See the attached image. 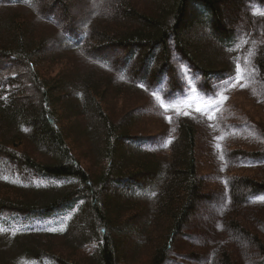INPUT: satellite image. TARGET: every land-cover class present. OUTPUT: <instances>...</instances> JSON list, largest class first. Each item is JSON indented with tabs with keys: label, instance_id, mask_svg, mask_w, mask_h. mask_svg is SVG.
Returning <instances> with one entry per match:
<instances>
[{
	"label": "trees",
	"instance_id": "1",
	"mask_svg": "<svg viewBox=\"0 0 264 264\" xmlns=\"http://www.w3.org/2000/svg\"><path fill=\"white\" fill-rule=\"evenodd\" d=\"M3 1L0 264H167L176 239L213 198L204 191L197 121L194 110H188L192 100L213 97L215 85L232 78L264 94V21L257 11L264 0H115L126 30L120 32L117 20L110 31L95 14L97 23L93 17L87 28L77 30L54 21L78 55L64 56L67 71L48 75L45 69L61 53L50 39H39L35 23L6 8L25 7L27 0ZM42 1L45 7L48 2ZM59 2L66 7L65 0ZM203 28L209 32L205 39L214 41H200L197 32ZM113 50L124 59L107 70L115 77L103 84L95 66ZM175 57L185 62L187 86L179 83ZM76 58L84 62L79 65ZM118 70H130V77L122 81ZM193 76L201 79L199 86ZM139 93L156 100L171 130L136 133L133 110ZM118 98L129 104L120 114L114 104ZM39 155L47 161L38 160ZM224 156L216 174L223 188L217 192L227 201L225 237L210 264H244L245 258L264 264V175L225 169L237 161L241 168L264 165V150ZM64 213L68 216L56 223L42 221ZM248 248L257 258L247 255Z\"/></svg>",
	"mask_w": 264,
	"mask_h": 264
},
{
	"label": "rangeland",
	"instance_id": "2",
	"mask_svg": "<svg viewBox=\"0 0 264 264\" xmlns=\"http://www.w3.org/2000/svg\"><path fill=\"white\" fill-rule=\"evenodd\" d=\"M4 1L5 3L11 2V5L14 4L12 3L14 0ZM114 1L115 0H65L66 7H63V4H60L59 0H47L48 3L44 7L42 0H27L25 7L18 6L6 8L15 11L13 15L19 16L20 14L23 17H27L29 23H35L39 39H50L49 45L54 51L61 53V56H59L60 60L54 61L55 64H51L52 68L45 69L44 73L48 75V72L51 71H53L54 74L60 71L62 72L63 70L67 71L66 69H68L70 63L64 56H71L70 58H73L78 55H73L70 51L67 39L61 36L59 33L60 29L57 28L58 25L56 26L55 24L65 27V30H72L69 28H74V26H76L77 30L82 27L87 28V22H93L94 18L98 16L99 18L105 19V25H107L106 27L109 28L110 31L113 25L111 21L114 20H117L121 26L119 32L126 31L121 29L123 26V19H121L120 14H116L119 4ZM67 7L70 9L68 16L65 14L66 10L68 11ZM227 7H229V10H232V13L230 12V17L236 20V8L232 4ZM1 8L0 10H2ZM257 11L264 21V4L257 8ZM151 12H154V10H151ZM47 13H49L48 17H46ZM52 14H55L54 18L51 17ZM64 14L65 17L62 16ZM94 14L96 16H94ZM239 15L241 16L240 18H244L243 13ZM126 28L127 30L134 29V27L129 28L128 26ZM261 28L264 29V24ZM92 33L94 32L92 31ZM208 33L209 32L204 28L197 32L198 37H203L201 40L199 39L203 44H208V41L205 40L214 41L212 36H210L209 39H205ZM89 41L90 39H88V42ZM105 53L107 54L105 55L106 60L103 64H99L101 68L95 66L100 69L96 78L100 80V82H103V84L106 77H115V75L107 70L113 66L117 68L119 62L124 59V56H119L121 53L119 54V52L115 50ZM207 54L213 55V52L208 50ZM51 60H54V58ZM76 60L79 61V65L80 62H84L79 58H76ZM7 66L11 67L10 65ZM82 67H86V64H83ZM173 67L176 70L179 83L187 86L189 79L185 62L181 58L175 57L173 60ZM118 71L119 78H121L122 81L130 77V70H128L129 72L126 70ZM232 79L233 80L229 83H221L219 87L216 84L215 90L212 93L213 97L207 100H192L190 105L191 109L188 110L189 112L194 110L192 111V115H194L197 121V156L200 176L205 181L204 191L212 194L213 198L201 205L196 214L188 222L184 234L176 239L170 255V260L167 264H210V255L212 251L225 237L223 218L224 211L227 207V201L220 197L217 192V190L222 191L223 188L216 174L218 168L224 167V153L227 151L237 152L239 150H247L250 152L264 150V94H262L261 89L241 82L239 78ZM193 80L197 81L198 86L202 82L201 79H198L196 76H193ZM167 91L171 92V89L168 87ZM142 94L143 93H139L137 95L140 96L137 102L138 108L133 110L135 117H137L139 121L137 130H135L136 133L151 136L152 134L160 133V130L166 132L171 130L173 125L160 113L161 109L158 107L156 100ZM196 95L197 94H194L193 96ZM224 97H226V99H224ZM216 101H218V104L211 105L212 102ZM122 103L121 100L119 101V98L114 103L115 109L119 114L121 110H124L123 108H125V106H129L128 102H125V105H122ZM117 106H119L118 110ZM104 135L105 132H102L103 141ZM82 141L87 142V138L84 136ZM36 158L41 161H47L48 159L44 155L36 156ZM237 164L238 161L225 165V169L227 171L229 170L231 173H249L256 174L260 177L264 175V165H258L256 168H241ZM92 169L94 171L98 170V166ZM67 216L68 213L61 215L55 214L45 217L42 221L45 220L47 223L53 224L58 220H63ZM128 239L129 238L126 237V240ZM44 240H46V243L48 242V239ZM247 250L248 251L245 250L247 255L249 253L250 256L257 258L254 254L256 251L250 248ZM248 258L249 257H247V259ZM245 259L244 261L242 260V262L244 264H250Z\"/></svg>",
	"mask_w": 264,
	"mask_h": 264
},
{
	"label": "snow or ice",
	"instance_id": "3",
	"mask_svg": "<svg viewBox=\"0 0 264 264\" xmlns=\"http://www.w3.org/2000/svg\"><path fill=\"white\" fill-rule=\"evenodd\" d=\"M240 71V66H239V64H237V72H239ZM224 99H226V97H224ZM165 107H167V105H165Z\"/></svg>",
	"mask_w": 264,
	"mask_h": 264
}]
</instances>
